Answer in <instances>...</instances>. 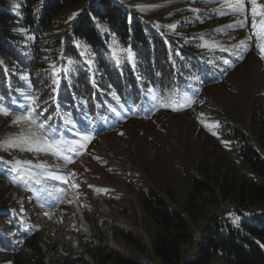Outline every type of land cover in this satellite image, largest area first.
Listing matches in <instances>:
<instances>
[{"label":"rangeland","instance_id":"374dc122","mask_svg":"<svg viewBox=\"0 0 264 264\" xmlns=\"http://www.w3.org/2000/svg\"><path fill=\"white\" fill-rule=\"evenodd\" d=\"M118 2L137 12L156 28L163 26L179 36V44L184 45L182 43L188 40L187 34L198 31V49H223L227 52L226 56L232 59L227 60L225 69L221 68L224 70L222 79L196 86L191 92L180 93L177 101L169 104L157 102L154 92L150 91L153 103L149 108L154 105L150 115L128 116L112 129L101 133L89 131L92 139L85 142L83 149L78 153H66L73 157L70 163L62 159L65 153L53 155L22 152L19 148H0L1 171H10L12 164L8 162L31 161L23 168L34 171L38 178L42 177L45 181L52 180L49 179L52 176H63L65 179L56 182L68 188L58 186L64 189L65 194L55 207L48 199L37 201L29 193L26 180L21 181L15 172L8 173L11 184L0 178V211L5 214L0 219V226L4 227L0 234V264H37L40 258L44 264H62L66 257L65 264H101L93 256L100 249L107 254L119 253L159 264L151 249L155 228L143 209L142 198L152 191L162 196L171 207L182 210L190 187L188 176L198 175L197 166L201 160L224 157L237 173L254 178L241 157L240 148L250 146L264 156L261 144L264 130V59L261 58V48L257 47L258 42L264 47V39L258 40L256 35L261 30L259 17L257 29L252 28L247 0V23L231 28L226 26L236 24L245 17L221 15L220 9L227 11L225 0ZM258 3H264V0H258ZM81 11L82 8L77 7L60 10L50 18L48 30L51 33L42 40L62 38ZM73 14H76L74 18L69 19ZM188 21H192V28L179 26L180 22L186 24ZM172 24L176 27H169ZM241 41L245 42L243 48ZM57 49L60 54V48ZM24 50L17 52L24 55ZM108 56L111 60H131L130 51L122 48L115 51L111 47ZM88 61L92 63L91 56ZM53 66L58 72L59 66L53 59L44 67L48 77L43 73L35 74V77H41V82H46L45 85L49 82L38 95L40 98L52 85ZM45 85L40 86L38 91ZM44 101L49 103L50 99L45 97L38 103L42 106ZM22 114L16 107L13 114L7 117L0 115V142L11 140L20 133L21 125H13L12 120L15 115ZM215 121L219 122V127L213 126ZM69 126L74 127L72 123ZM41 163L45 167L37 166ZM42 186L48 191L49 187ZM231 205L218 199L217 204L192 220V237L197 241L209 222V216ZM18 222L21 228L33 227L21 242L13 236L14 231L20 230ZM9 226L14 229L8 230ZM37 236L40 237V251H30L28 245ZM196 245L193 244L191 251ZM212 262L219 264V256L213 257Z\"/></svg>","mask_w":264,"mask_h":264},{"label":"trees","instance_id":"16d2710c","mask_svg":"<svg viewBox=\"0 0 264 264\" xmlns=\"http://www.w3.org/2000/svg\"><path fill=\"white\" fill-rule=\"evenodd\" d=\"M72 7L82 8V11L78 22L71 26L72 31L65 32L64 36L62 34V37H67V53H75L72 45L75 40L86 53L93 51L98 67L102 70L99 75L107 68L106 59L103 58L110 40L114 39V44L133 52L138 64L134 69L128 64L126 79L115 83L124 94L132 92L141 96L150 87L160 93H174L198 82V78L215 76L219 67L213 66L211 70L203 66V70L195 72L197 77L193 78L188 70L184 71L187 66H181V61L195 66L201 55L214 59L225 57L221 50L193 55L191 50L197 49L200 35V32L194 31L189 34L187 48L180 49L179 60L171 59L172 54L176 57L175 49L180 46L171 39L169 32L165 28L158 30L143 21L138 13H131L117 4L116 0H0V61L10 66L9 72L28 74V79L35 86L37 83L41 87L45 85L46 82L38 81V75L35 77L37 70L44 65L39 53H42L43 47H51L54 49L51 55H54L62 40L57 37L54 40L42 39L51 33L48 30L50 18L60 10ZM86 7L88 11L85 13ZM191 22H180L179 26L192 28ZM14 25L25 29L22 34L32 36L33 43H30V38L24 39L18 34ZM162 32L164 36L158 34ZM22 43L27 45L24 55L17 52L23 50L20 46ZM73 57H77V54ZM26 59L28 61L24 63ZM80 63L81 74H84L83 86H89L90 75L85 67L86 62L80 60ZM6 78L0 65L2 91L9 88V79ZM72 92L77 94L76 90ZM67 103L76 113L75 103L72 100H67ZM262 133L261 144L264 146V130ZM240 153L254 178L237 173L231 162L215 156L198 163L197 176H188L190 187L182 210L171 207L162 196L152 191L142 198L143 209L155 228L151 249L159 264H213L215 256H219V264H264V156L250 146L240 148ZM218 199L232 205L218 214L210 215L208 224L196 241L192 237V220L217 204ZM38 238L28 245L30 251H40ZM195 243L197 245L191 251ZM100 250L93 256L101 264H153L140 258L113 252L107 254L102 252L104 249ZM37 264H44L41 258Z\"/></svg>","mask_w":264,"mask_h":264},{"label":"snow or ice","instance_id":"6c2138e0","mask_svg":"<svg viewBox=\"0 0 264 264\" xmlns=\"http://www.w3.org/2000/svg\"><path fill=\"white\" fill-rule=\"evenodd\" d=\"M227 5V11L220 9V14H232V15H241L245 19L236 22V24L228 25L226 27L231 28L235 26H244L247 23V13L248 7L247 4H250L251 9V19H252V28L257 29V18L259 17V24L261 30L256 32L258 40L264 39V3H258V0H225ZM193 11H199V9H193ZM76 14H73L74 18ZM169 27L175 28L176 25L172 24ZM20 32H24L25 29H18ZM241 48L245 46V42H240ZM257 47L261 48V58L264 59V47L258 42ZM243 58V57H240ZM2 63V62H0ZM225 63H228L226 60ZM22 79L27 80L28 74H23ZM62 79L61 73L55 70L53 66V78H52V89L53 93L58 92V85ZM26 103L19 105L20 111L24 114L15 115L12 124L21 125V131L13 139L0 142V148H19L20 151L28 152H46L52 153L53 155H62V159L66 162H72V155L66 153H78L81 149L85 147V142H88L92 139V135L88 130L87 122L85 121L79 127H71L67 129H60L59 127H53L50 121L52 120L51 116H44V112L47 111L46 108H42L41 105L37 102L40 100V97L35 94H25L22 98ZM155 99V98H154ZM150 106L149 110H151ZM15 109L10 108V106L0 103V115L5 117L13 114ZM115 112V109H112ZM214 127H219V122H213ZM123 134V133H121ZM217 134V133H213ZM224 143H230L225 141ZM70 145V147H66ZM26 146V147H25ZM2 162V158H0ZM12 164L10 171H13L19 176L20 179H24V176L20 175L23 172V167L29 165L31 161H22L15 160L13 162H8ZM38 167H45L43 163L37 165ZM28 175L35 177V173H32L29 170ZM53 179H65L63 176H52ZM42 177L37 179V183L42 182ZM78 187V185H77ZM57 191L63 193L64 189H57ZM47 215V213H45ZM239 219L238 217L236 218ZM235 222V221H234Z\"/></svg>","mask_w":264,"mask_h":264},{"label":"bare ground","instance_id":"6f19581e","mask_svg":"<svg viewBox=\"0 0 264 264\" xmlns=\"http://www.w3.org/2000/svg\"><path fill=\"white\" fill-rule=\"evenodd\" d=\"M216 73V72H215ZM40 188H43V189H40L41 190V192H45V191H47L46 189H45V187H43V186H41ZM59 189H62V188H59ZM48 191H49V189H48ZM48 194H50V192H48ZM64 194H65V192H63L62 193V195H61V198L64 196ZM64 198V197H63ZM74 205L76 206L77 205V202L74 200ZM86 230H87V228H86ZM87 232H89V231H87Z\"/></svg>","mask_w":264,"mask_h":264}]
</instances>
